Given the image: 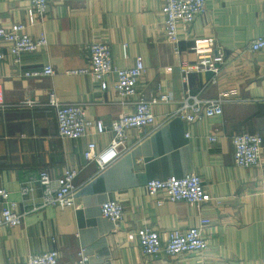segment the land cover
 Masks as SVG:
<instances>
[{
    "label": "crops",
    "instance_id": "1",
    "mask_svg": "<svg viewBox=\"0 0 264 264\" xmlns=\"http://www.w3.org/2000/svg\"><path fill=\"white\" fill-rule=\"evenodd\" d=\"M205 1L204 12L188 29H178L179 54L166 41L160 0H54L44 19L28 27L34 37L44 35L47 45L24 53L19 65L0 39V187L26 212L19 226L0 227V264H25L30 254L50 250L58 251V264H77L80 246L89 253L90 264H264V154L260 166L238 167L232 143V136L242 132L264 139V49L248 50L250 40L264 33V0ZM27 9L28 0H0V27L27 23ZM200 38H213L225 55L216 84L209 72L182 79L180 66L196 60L191 47ZM92 42L110 46L116 67L143 62L138 90L147 98L158 89L172 96L171 102L153 107L158 118L174 110L186 92L208 99L227 90L235 100L222 104L220 116L165 122L97 174L83 151L90 141L103 149L112 133L90 131L84 138L61 139L56 109L49 103L51 93L61 103H82L90 117L105 123L133 110L132 104L120 103L113 75L102 91L89 75L67 73L87 65L86 45ZM46 64L54 68L52 75H24ZM138 134L131 130L128 143ZM67 166L80 168L76 206L39 207L40 171L57 177ZM188 173L202 178L210 202L158 205L159 197L145 189L148 179ZM108 199L123 207L117 228L100 214ZM192 226L200 227L206 248L175 257L145 256L137 241L126 236L150 227L165 240L169 231Z\"/></svg>",
    "mask_w": 264,
    "mask_h": 264
},
{
    "label": "built area",
    "instance_id": "2",
    "mask_svg": "<svg viewBox=\"0 0 264 264\" xmlns=\"http://www.w3.org/2000/svg\"><path fill=\"white\" fill-rule=\"evenodd\" d=\"M54 0H28L27 23L17 22L11 27H0V39L6 42L8 52L14 64L19 65L24 53H34L47 45L44 35L34 37L28 32V27L41 22L47 12L48 6ZM161 13L164 18L165 38L173 46L174 54H179L178 29L187 30L195 18L205 10V0H160ZM264 49V33L252 38L248 50L255 52ZM196 60L188 65H181L182 79L187 80L190 73H211V83L218 82V76L225 62V55L213 38H200L194 40L191 47ZM4 54L0 52V60ZM87 65L75 70L67 71L69 74H87L92 81L98 84L100 90L105 91L108 86L107 76L113 75V86L120 103L132 104L133 110L121 114L109 123L102 119L90 117L82 103H61L54 93L50 94L49 103L56 109L57 133L61 139L76 140L86 137L90 131L101 135L112 133L108 145L98 150L94 142H88L83 157L87 162L96 164V173L100 174L119 157L128 152L135 143L155 133L165 122L179 118L188 123L202 121L206 118L220 116L222 104L232 101L231 91L221 90L213 98H202L197 94L186 92L178 100L177 107L158 118L153 107L157 104L171 102L172 96L158 93L147 98L138 90V83L142 78L145 66L140 59H135L129 67H116L113 65L110 46L105 42H92L86 45ZM54 68L46 64L39 71L25 72L26 77L49 76ZM135 98V100H133ZM27 104L33 101L27 100ZM136 130L139 134L133 144L128 143L130 131ZM211 142L216 136H209ZM234 164L238 167H258L264 154V139L256 133H237L232 136ZM80 168L65 167L59 176L53 177L49 172L42 170L37 178L42 187V201L39 207L53 206L58 208L75 207V198L79 186L75 178ZM149 195L159 197L156 200L160 205L164 201H185L191 205H201L210 202L213 198L203 184L202 178L196 173H188L181 177L170 176L165 179L152 178L145 183ZM27 191L26 188L23 189ZM25 211L18 210V202L10 200L8 192L0 187V227H16L21 224ZM100 214L102 218L113 223L115 228L123 221V207L118 200L108 199L101 203ZM208 223L202 220L201 224ZM128 240H136L143 255L158 257L161 253L175 257L183 253L202 252L207 246V239L200 227L192 226L185 230L174 229L167 233L165 240L158 231L150 227H143L141 231L127 232ZM77 264H90V255L82 246L76 253ZM25 264H58V251L50 250L39 254H30Z\"/></svg>",
    "mask_w": 264,
    "mask_h": 264
}]
</instances>
